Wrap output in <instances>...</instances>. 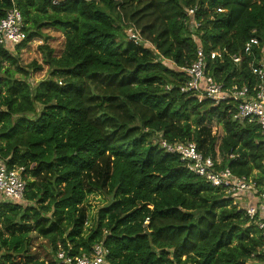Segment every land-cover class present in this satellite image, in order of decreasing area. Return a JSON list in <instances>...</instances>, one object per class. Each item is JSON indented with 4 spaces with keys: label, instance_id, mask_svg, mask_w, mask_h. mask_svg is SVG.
Returning <instances> with one entry per match:
<instances>
[{
    "label": "trees",
    "instance_id": "1",
    "mask_svg": "<svg viewBox=\"0 0 264 264\" xmlns=\"http://www.w3.org/2000/svg\"><path fill=\"white\" fill-rule=\"evenodd\" d=\"M12 7L23 38L0 44V155L26 187L22 200L0 202V264H52L58 250L96 244L101 264H264V237L233 197L161 145L193 143L217 169L264 185L259 126L234 120L230 100L181 90L198 47L221 53L205 60L214 81L252 87L264 0H0V19ZM47 28L64 37L59 55ZM37 37L47 76L32 86L30 70L42 67L18 54ZM251 37L258 44L244 53ZM95 188L111 198L88 226ZM32 232L51 259L35 256Z\"/></svg>",
    "mask_w": 264,
    "mask_h": 264
},
{
    "label": "built area",
    "instance_id": "2",
    "mask_svg": "<svg viewBox=\"0 0 264 264\" xmlns=\"http://www.w3.org/2000/svg\"><path fill=\"white\" fill-rule=\"evenodd\" d=\"M61 1L64 0H51V3L57 5ZM191 13L192 10L187 12ZM22 26L21 13L15 7L8 9L5 16L0 19V44L15 45L21 42ZM132 32L138 34L130 28L129 38ZM131 36L135 38L134 35ZM257 44V38L251 37L245 42L243 52H251L253 45ZM220 55L221 53L215 50L205 54L202 48L198 47L196 59L189 66L181 67L189 77L181 90L192 91L199 100L209 99L215 104L230 100L234 103L233 119L238 122H255L259 126L264 143V57L257 65L251 66V73L255 76L252 87L236 84L225 87L224 84L214 81L205 70L206 57L214 59ZM231 59L235 64L241 61V57L236 54L231 55ZM161 145L167 152L177 154L189 171L204 177L212 186L232 196L234 204L244 210L245 215L264 237V185L260 188L252 178L237 176L228 167L217 169L213 159L210 156H203L193 143L170 144L162 141ZM261 168L264 170V154ZM21 170L20 167L8 168L0 155V202L23 199L26 182L22 178ZM106 253L101 244L94 245L91 252L81 255H71L65 250H58L53 256L52 264H101Z\"/></svg>",
    "mask_w": 264,
    "mask_h": 264
},
{
    "label": "rangeland",
    "instance_id": "3",
    "mask_svg": "<svg viewBox=\"0 0 264 264\" xmlns=\"http://www.w3.org/2000/svg\"><path fill=\"white\" fill-rule=\"evenodd\" d=\"M49 36L47 44H49L55 51V55H59L63 48L64 37L62 33L53 28H47L44 30ZM128 31V30H127ZM131 35H134L133 38ZM130 35V40L140 46L143 40L138 36L137 33L132 32ZM44 41L41 38H34L29 41L24 47L19 50V61L21 66H28L32 62H36L37 65H41V70L31 71L28 76V80L32 86H35L37 82L47 76V66L42 63L41 53L38 49V46ZM30 69V68H29ZM213 124L210 127L213 129ZM110 196L100 192L98 189H93V192L88 195L85 205L88 210V226L94 221L93 218L96 215V211L99 207L105 205L109 200ZM87 225V223H86ZM31 250L34 252L35 256L38 259L49 260L52 258L51 251L48 249V245L44 239H42L36 232L31 234Z\"/></svg>",
    "mask_w": 264,
    "mask_h": 264
}]
</instances>
